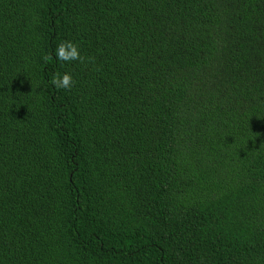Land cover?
I'll list each match as a JSON object with an SVG mask.
<instances>
[{"label": "trees", "instance_id": "1", "mask_svg": "<svg viewBox=\"0 0 264 264\" xmlns=\"http://www.w3.org/2000/svg\"><path fill=\"white\" fill-rule=\"evenodd\" d=\"M0 264H264V0H0Z\"/></svg>", "mask_w": 264, "mask_h": 264}, {"label": "clouds", "instance_id": "2", "mask_svg": "<svg viewBox=\"0 0 264 264\" xmlns=\"http://www.w3.org/2000/svg\"><path fill=\"white\" fill-rule=\"evenodd\" d=\"M55 59L58 64H68L71 61L82 62L78 45L72 41H61L55 49ZM51 83L57 89L71 90L74 80L69 72L54 74Z\"/></svg>", "mask_w": 264, "mask_h": 264}]
</instances>
